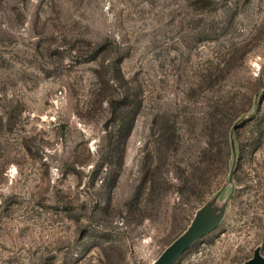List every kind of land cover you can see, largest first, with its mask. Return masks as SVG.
I'll use <instances>...</instances> for the list:
<instances>
[{
	"label": "rangeland",
	"instance_id": "rangeland-1",
	"mask_svg": "<svg viewBox=\"0 0 264 264\" xmlns=\"http://www.w3.org/2000/svg\"><path fill=\"white\" fill-rule=\"evenodd\" d=\"M200 210L172 264L264 257V0H0V264H152Z\"/></svg>",
	"mask_w": 264,
	"mask_h": 264
},
{
	"label": "water",
	"instance_id": "water-1",
	"mask_svg": "<svg viewBox=\"0 0 264 264\" xmlns=\"http://www.w3.org/2000/svg\"><path fill=\"white\" fill-rule=\"evenodd\" d=\"M233 170L234 166L232 165L228 176L229 180L232 179ZM204 212L205 210L196 212L189 227L171 242L152 264H172L195 240L212 229L216 223L210 226L209 219L204 217ZM242 264H264V257L261 255L259 248H255L252 257Z\"/></svg>",
	"mask_w": 264,
	"mask_h": 264
}]
</instances>
